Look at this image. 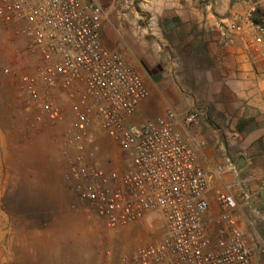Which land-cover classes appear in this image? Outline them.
I'll return each mask as SVG.
<instances>
[{"label":"built area","instance_id":"obj_1","mask_svg":"<svg viewBox=\"0 0 264 264\" xmlns=\"http://www.w3.org/2000/svg\"><path fill=\"white\" fill-rule=\"evenodd\" d=\"M198 1L209 8L218 2ZM106 17L93 0H0V26L14 49L4 74L29 131L65 125V181L109 228L162 216L164 238L138 247L122 264H253L232 192L241 181L217 192L213 214L210 180H222L228 168L207 171L200 162L207 142L199 113L135 121L151 92L140 68L103 41ZM227 29L264 61V19L237 16ZM103 140L122 154L113 168L98 157Z\"/></svg>","mask_w":264,"mask_h":264},{"label":"rangeland","instance_id":"obj_2","mask_svg":"<svg viewBox=\"0 0 264 264\" xmlns=\"http://www.w3.org/2000/svg\"><path fill=\"white\" fill-rule=\"evenodd\" d=\"M93 1L107 12L102 29L105 44L117 48L139 68L142 60L160 67L148 80L153 85V104L145 105L140 114L147 119L168 111H197L202 136L219 150L220 158L236 167L241 185L232 192L243 215L241 228L252 249L253 264H264V61L253 57L261 65L260 75L246 77L245 68L232 61L225 42L217 40L210 49L203 44L206 22L213 18L220 36L248 54L245 37L229 32L227 25L248 14L264 19V0H218L210 9L198 0H186L185 11L175 17L166 12L167 1L161 12L155 0ZM143 3L151 5L148 13L142 10ZM197 22L202 24L201 32ZM140 23L146 29H138ZM197 41L203 45L198 47ZM13 53L11 34L0 26V116L7 100L1 93L2 80H9L4 68ZM256 67L248 71L254 73ZM7 119L0 117V129ZM7 143L24 146L29 142L21 145L0 139V264H122L138 247L157 243L166 235L164 219L154 213L109 228L65 181L63 139L58 141L55 171L47 152L36 155L22 149L20 156L10 158ZM98 157L105 167L113 168L122 154L103 140Z\"/></svg>","mask_w":264,"mask_h":264},{"label":"crops","instance_id":"obj_3","mask_svg":"<svg viewBox=\"0 0 264 264\" xmlns=\"http://www.w3.org/2000/svg\"><path fill=\"white\" fill-rule=\"evenodd\" d=\"M155 1L157 2V4L160 7V12L163 10V8H162L163 1H165V2L167 1L166 2V4H167L166 8L168 10L166 12L171 14L172 17H175L176 15L181 16V14L185 11L186 0H155ZM142 7H143L142 10L147 11V13L151 9V5L148 3H146V4L143 3ZM206 8L210 9L207 6H206ZM221 9H222V11H225L226 7L221 6ZM133 12H134V14L135 13L138 14L137 10L133 11ZM136 17L138 18V15H136ZM172 17H168V18L172 19ZM141 24L142 23H140V25L137 26L138 29H140V30L146 29L147 26L144 23L142 25ZM216 25H218V22L216 19H213V18H209V20L206 22V25H205V29H207L206 30V40L203 44L207 45L210 49L211 46L213 47L215 44H217V40H220L221 44H224L223 42H225L226 46L228 47V49L230 51V56H231L232 61L238 62L240 67L245 68L246 71H245V73H243V75H245L246 77L256 76V74H257V76L260 75L261 65H259L258 61H256L252 56H250L249 53L247 54L246 51L243 50L244 48H241L236 43L234 44L235 47H232L230 44L234 43V41L229 43V41L227 42V40H224V38H222L220 36V34L218 33V30H216V28H214ZM197 28H198L197 30L201 32V29H202L201 22H197ZM198 38L200 39V37H198ZM227 43H229V44H227ZM201 44H202L201 42L197 41L198 47ZM107 46L110 47L111 49L117 50V48H112L109 45H107ZM205 50L207 51V49H205ZM117 51H119V50H117ZM2 55H3V52H2ZM6 56H8V54H6ZM141 64H142V68H140V70H141V72L145 78V82H146L147 87L149 88L150 92L152 93V99L150 97L148 102L145 104L146 106H148L150 108L153 104V85L148 80L150 77H154L155 75H157L159 73L160 67L154 68L153 65H151L150 63L143 61V60H142ZM252 64L257 66L256 68H257V71L259 73H256L257 71L256 72L254 71V73H251L248 71L249 69H251L250 66L253 67ZM2 86H3V90L1 93L3 94L4 97H6L7 100L2 103L1 115H3V116H0V117L2 119L3 118L5 119V117H7L8 119H7V121H5V125H3L2 128L0 129V139L11 140L15 143L17 142L16 144L19 143L21 145H23V143L29 142L27 145H24V146H20V145L19 146H12V144L7 143V145H5V150L7 152H9L10 158L15 157V156H20L22 149L32 151L33 154H36L38 152H42L44 154V152H47V154L49 155L51 162H52L51 165H53V171H55L57 166L59 167V164L57 165V160H58L57 159L58 158L57 152L59 151L58 141L61 140V136L64 133L65 125L62 124V125H59L58 127H52V126H48V125L38 126L37 129L29 131L28 125L26 124V118L24 117V115L23 114H21L20 116L18 115L20 106H19L18 102L15 100L16 96L14 93V89L10 84V81L7 79H3L2 80ZM246 86H247V88H249L247 81H246ZM232 89H234V87H232ZM159 115H163V114H159ZM145 117H146V114L144 116H142V114H139L138 116H136L135 121L137 123L141 122V121L145 120ZM21 138L23 140H28V141L23 142V141H21ZM53 142H55L54 145H53ZM206 142H207V146L204 149V151L202 152L201 157H200V162L202 163L204 168L207 171H210L212 168L217 167V166H227V168H228L227 173L225 174V176L223 177L222 180L215 178V177H213L210 180L208 198L211 202L213 214H216L218 212V209H219L217 204H216L217 192L220 190H223L225 188V185L233 184L238 177V171L234 165L229 163L228 159H222L219 157L220 156L219 150L218 149L215 150V148L212 147L213 144H211L207 140H206ZM60 167H61V165H60ZM233 169L236 172L233 171Z\"/></svg>","mask_w":264,"mask_h":264}]
</instances>
